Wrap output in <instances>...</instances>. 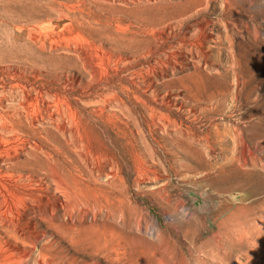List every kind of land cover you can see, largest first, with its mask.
Listing matches in <instances>:
<instances>
[{
    "label": "rangeland",
    "instance_id": "1",
    "mask_svg": "<svg viewBox=\"0 0 264 264\" xmlns=\"http://www.w3.org/2000/svg\"><path fill=\"white\" fill-rule=\"evenodd\" d=\"M0 264H264V0H0Z\"/></svg>",
    "mask_w": 264,
    "mask_h": 264
}]
</instances>
